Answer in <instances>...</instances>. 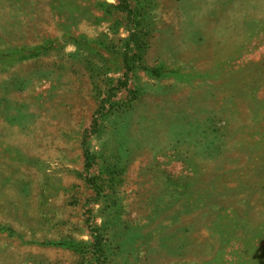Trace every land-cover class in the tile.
Instances as JSON below:
<instances>
[{
  "label": "rangeland",
  "instance_id": "1",
  "mask_svg": "<svg viewBox=\"0 0 264 264\" xmlns=\"http://www.w3.org/2000/svg\"><path fill=\"white\" fill-rule=\"evenodd\" d=\"M0 264H264V0H0Z\"/></svg>",
  "mask_w": 264,
  "mask_h": 264
},
{
  "label": "trees",
  "instance_id": "2",
  "mask_svg": "<svg viewBox=\"0 0 264 264\" xmlns=\"http://www.w3.org/2000/svg\"><path fill=\"white\" fill-rule=\"evenodd\" d=\"M137 45V44H136ZM139 45H137V48H138ZM126 65L128 66V62H126Z\"/></svg>",
  "mask_w": 264,
  "mask_h": 264
}]
</instances>
